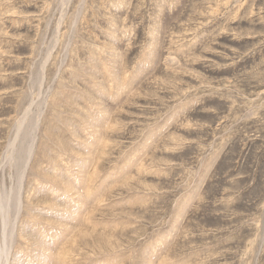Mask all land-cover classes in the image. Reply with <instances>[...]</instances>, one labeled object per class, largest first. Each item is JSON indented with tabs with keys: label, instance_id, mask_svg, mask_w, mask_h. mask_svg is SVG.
I'll list each match as a JSON object with an SVG mask.
<instances>
[{
	"label": "rangeland",
	"instance_id": "374dc122",
	"mask_svg": "<svg viewBox=\"0 0 264 264\" xmlns=\"http://www.w3.org/2000/svg\"><path fill=\"white\" fill-rule=\"evenodd\" d=\"M0 264H264V0H0Z\"/></svg>",
	"mask_w": 264,
	"mask_h": 264
},
{
	"label": "bare ground",
	"instance_id": "6f19581e",
	"mask_svg": "<svg viewBox=\"0 0 264 264\" xmlns=\"http://www.w3.org/2000/svg\"><path fill=\"white\" fill-rule=\"evenodd\" d=\"M5 263V262H4Z\"/></svg>",
	"mask_w": 264,
	"mask_h": 264
}]
</instances>
